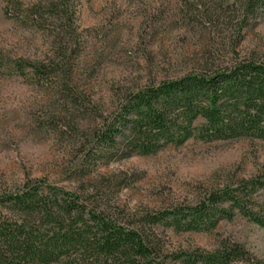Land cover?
Segmentation results:
<instances>
[{
    "label": "rangeland",
    "instance_id": "374dc122",
    "mask_svg": "<svg viewBox=\"0 0 264 264\" xmlns=\"http://www.w3.org/2000/svg\"><path fill=\"white\" fill-rule=\"evenodd\" d=\"M50 1L23 0L24 14ZM192 1L82 0L75 17L80 41L61 62L54 37L7 16L8 0H0V193L35 180L95 196L101 187L104 204L134 215L195 205L209 191L264 173V141L251 139H193L156 155L101 163L85 178L78 173L93 118L67 101L65 85L108 113L118 92L182 77L209 59L264 63V12L246 24L223 11L230 0L223 9L221 0H203L209 12L202 7L201 15ZM21 61H52L55 72L43 79L30 68L21 74ZM159 231L170 252H212L227 239L264 259V229L239 215L211 233Z\"/></svg>",
    "mask_w": 264,
    "mask_h": 264
},
{
    "label": "trees",
    "instance_id": "16d2710c",
    "mask_svg": "<svg viewBox=\"0 0 264 264\" xmlns=\"http://www.w3.org/2000/svg\"><path fill=\"white\" fill-rule=\"evenodd\" d=\"M80 1L53 0L24 14L23 0H8L6 15L48 31L65 62L80 41L75 28ZM227 4L223 11L241 23L264 12V0ZM190 5L197 14L202 7L209 12L203 0ZM52 64L16 62L21 74L30 68L40 79L55 72ZM64 91L82 115L93 118L90 135H83L82 178L101 163L156 155L193 139L264 141V63L253 57L226 64L209 59L182 77L118 92L108 113L71 87L65 85ZM100 188L95 196L85 188L69 191L35 180L0 193V264H264L244 244L227 239L212 252H170L159 231L211 233L238 215L264 229V173L209 191L195 205L134 215L104 204Z\"/></svg>",
    "mask_w": 264,
    "mask_h": 264
}]
</instances>
